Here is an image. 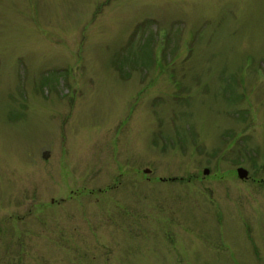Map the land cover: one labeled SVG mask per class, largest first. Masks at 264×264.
I'll return each instance as SVG.
<instances>
[{
  "label": "rangeland",
  "instance_id": "374dc122",
  "mask_svg": "<svg viewBox=\"0 0 264 264\" xmlns=\"http://www.w3.org/2000/svg\"><path fill=\"white\" fill-rule=\"evenodd\" d=\"M0 264H264V0H0Z\"/></svg>",
  "mask_w": 264,
  "mask_h": 264
},
{
  "label": "water",
  "instance_id": "95a60500",
  "mask_svg": "<svg viewBox=\"0 0 264 264\" xmlns=\"http://www.w3.org/2000/svg\"><path fill=\"white\" fill-rule=\"evenodd\" d=\"M144 172H145V173H150L149 170H145ZM207 173H208V170H205V171H204V174H207ZM237 174H238V177H239L240 179H246V178H247V174H248V172H247L246 170L242 169V168H239V169L237 170Z\"/></svg>",
  "mask_w": 264,
  "mask_h": 264
}]
</instances>
